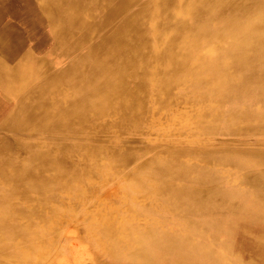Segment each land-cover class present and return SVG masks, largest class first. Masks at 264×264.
<instances>
[{
	"label": "bare ground",
	"instance_id": "1",
	"mask_svg": "<svg viewBox=\"0 0 264 264\" xmlns=\"http://www.w3.org/2000/svg\"><path fill=\"white\" fill-rule=\"evenodd\" d=\"M71 223L88 264H264V0H0V264L78 263Z\"/></svg>",
	"mask_w": 264,
	"mask_h": 264
},
{
	"label": "rangeland",
	"instance_id": "2",
	"mask_svg": "<svg viewBox=\"0 0 264 264\" xmlns=\"http://www.w3.org/2000/svg\"><path fill=\"white\" fill-rule=\"evenodd\" d=\"M140 143L143 145L144 143H147L148 140H139ZM106 142L105 139H101L100 142L98 143H104ZM153 142V141H152ZM156 142V141H154ZM163 142L162 141H159V144H162ZM228 186V185H227ZM123 187V186H122ZM109 190H103V193H105L106 191H110L111 189H114L113 187L111 188H108ZM120 195V194H118ZM111 203L115 204L118 208H121V207H130L128 205H132V208H135L133 203H127V204H124L122 205L116 198V196L110 200ZM83 215H86V213H82V212H79V213H76V216H78L79 218L83 217ZM122 215V214H120ZM84 228H85V225H81V224H76V223H71L69 224L67 227H66V233H65V236H67L68 238L71 239V243L73 244V246L75 247V249H78L79 248V252L76 254V259L78 260V263H74V258L75 256L73 257V260H71L69 258L68 262L69 264H88L90 259L94 257L95 255V246L94 245H90L88 242H82V245L80 244L79 242V239H77V237L79 236H82L84 235ZM79 232V234H78ZM93 246V247H92ZM156 255L159 257V259H161L163 257V254L162 253H158V252H155ZM178 254V250H177V253L175 254H167L166 255V258H172L173 256L177 255ZM68 257V256H67ZM88 260V261H87ZM107 260H110L109 258H99L98 259V263L100 264H105V263H108ZM105 262V263H104ZM160 264H163L162 262H160Z\"/></svg>",
	"mask_w": 264,
	"mask_h": 264
}]
</instances>
